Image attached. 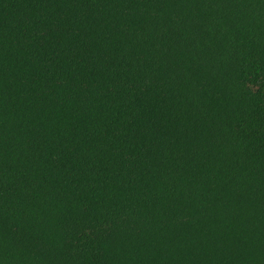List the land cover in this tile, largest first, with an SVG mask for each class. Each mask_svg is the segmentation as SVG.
Returning a JSON list of instances; mask_svg holds the SVG:
<instances>
[{"label": "trees", "instance_id": "16d2710c", "mask_svg": "<svg viewBox=\"0 0 264 264\" xmlns=\"http://www.w3.org/2000/svg\"><path fill=\"white\" fill-rule=\"evenodd\" d=\"M0 264H264V0H0Z\"/></svg>", "mask_w": 264, "mask_h": 264}]
</instances>
